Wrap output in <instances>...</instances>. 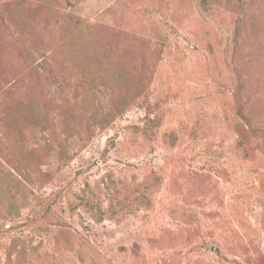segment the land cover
I'll list each match as a JSON object with an SVG mask.
<instances>
[{
  "label": "rangeland",
  "instance_id": "374dc122",
  "mask_svg": "<svg viewBox=\"0 0 264 264\" xmlns=\"http://www.w3.org/2000/svg\"><path fill=\"white\" fill-rule=\"evenodd\" d=\"M202 5L0 0V264H264V0Z\"/></svg>",
  "mask_w": 264,
  "mask_h": 264
},
{
  "label": "trees",
  "instance_id": "16d2710c",
  "mask_svg": "<svg viewBox=\"0 0 264 264\" xmlns=\"http://www.w3.org/2000/svg\"><path fill=\"white\" fill-rule=\"evenodd\" d=\"M201 2L203 3L202 7L204 8L206 4V0H201ZM75 28L76 29L82 28V31H80L78 35L69 36L66 42L64 43L63 47L69 46L70 44L74 42V44H76L78 47L86 45L90 47L91 49H94L95 51L96 48H98L101 45V37L99 35L97 36L93 35L90 38L87 37V39H82V40L78 39V36L84 35L85 27L81 26V24L79 23ZM63 52L64 53H62L61 55H64L66 53L65 50H63ZM75 59H76V55H75ZM30 113L32 114V116H38V113H36L34 109H31ZM237 115L239 116L240 120L238 121L236 125L237 126L236 130L243 144H246V141L249 139L250 135L258 136L260 134H263L264 136V131H262L261 127L258 125V123L260 124L258 117H255L252 114L245 113L242 106H239ZM99 116L100 115L96 114L95 119L98 118ZM110 118H111V113L109 114L106 113L105 115H102L99 119L102 124L104 123L106 124V122H112L113 119H110ZM146 133L148 134V131Z\"/></svg>",
  "mask_w": 264,
  "mask_h": 264
}]
</instances>
